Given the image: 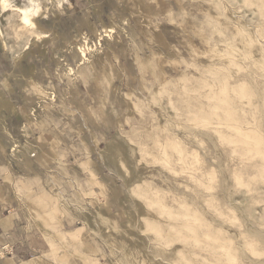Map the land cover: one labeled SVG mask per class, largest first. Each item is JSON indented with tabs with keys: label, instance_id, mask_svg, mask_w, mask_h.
I'll list each match as a JSON object with an SVG mask.
<instances>
[{
	"label": "rangeland",
	"instance_id": "rangeland-1",
	"mask_svg": "<svg viewBox=\"0 0 264 264\" xmlns=\"http://www.w3.org/2000/svg\"><path fill=\"white\" fill-rule=\"evenodd\" d=\"M7 1L2 131L100 194L22 264H264V0Z\"/></svg>",
	"mask_w": 264,
	"mask_h": 264
},
{
	"label": "crops",
	"instance_id": "crops-1",
	"mask_svg": "<svg viewBox=\"0 0 264 264\" xmlns=\"http://www.w3.org/2000/svg\"><path fill=\"white\" fill-rule=\"evenodd\" d=\"M10 105L13 109L16 107L14 104ZM1 119L3 118L0 116V121ZM2 125L0 122V264H6L8 260L22 264L49 251L51 228L58 226L65 237L68 236L67 233L76 236L80 234L78 230L85 226L72 227L67 224L68 220L75 218L76 225L89 220L87 214L92 203L98 204L96 197L100 194L93 186L99 180L93 177L92 168L78 171L67 165L66 145L62 144L63 151H60L61 144L54 139L57 146L53 153L47 152L50 158L48 161L43 158V148H28L27 144L35 147V138L28 136L27 142L23 144L24 149L15 150L19 138L16 139L12 132L2 131ZM29 128L30 126L28 131ZM76 151L77 154L82 153L79 149ZM61 174L64 175V181L59 180L65 186L55 187L52 181ZM67 175L80 180L74 182L75 189L79 190L77 195L80 196L77 201L70 191L73 187L68 188L66 185ZM106 189L113 190V187L109 188L107 185ZM93 217L92 215L91 218ZM51 221H54L52 225Z\"/></svg>",
	"mask_w": 264,
	"mask_h": 264
},
{
	"label": "bare ground",
	"instance_id": "bare-ground-1",
	"mask_svg": "<svg viewBox=\"0 0 264 264\" xmlns=\"http://www.w3.org/2000/svg\"><path fill=\"white\" fill-rule=\"evenodd\" d=\"M7 0H1V3L3 6H7ZM9 6V5H8ZM2 7V6H1ZM4 8V7H3ZM7 8V7H6ZM21 10V9H20ZM20 12V11H19ZM31 16H32V11L30 9H22L21 10V18L20 20L24 22V24H30L31 23ZM81 52V51H80Z\"/></svg>",
	"mask_w": 264,
	"mask_h": 264
}]
</instances>
